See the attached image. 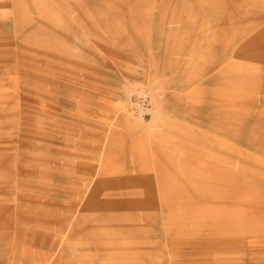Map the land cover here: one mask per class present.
Here are the masks:
<instances>
[{"label":"rangeland","instance_id":"obj_1","mask_svg":"<svg viewBox=\"0 0 264 264\" xmlns=\"http://www.w3.org/2000/svg\"><path fill=\"white\" fill-rule=\"evenodd\" d=\"M0 264H264V0H0Z\"/></svg>","mask_w":264,"mask_h":264},{"label":"built area","instance_id":"obj_2","mask_svg":"<svg viewBox=\"0 0 264 264\" xmlns=\"http://www.w3.org/2000/svg\"><path fill=\"white\" fill-rule=\"evenodd\" d=\"M141 98H142L143 101L145 102L146 99H148V94H147V93L143 94V95L141 96ZM139 112L141 113L140 116L144 117V114H143L142 110L139 109Z\"/></svg>","mask_w":264,"mask_h":264}]
</instances>
